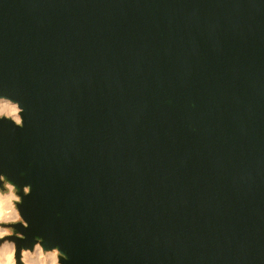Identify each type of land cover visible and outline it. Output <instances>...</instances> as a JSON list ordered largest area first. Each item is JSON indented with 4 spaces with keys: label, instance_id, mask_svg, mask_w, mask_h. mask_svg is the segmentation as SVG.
Wrapping results in <instances>:
<instances>
[{
    "label": "water",
    "instance_id": "obj_1",
    "mask_svg": "<svg viewBox=\"0 0 264 264\" xmlns=\"http://www.w3.org/2000/svg\"><path fill=\"white\" fill-rule=\"evenodd\" d=\"M2 223L61 264H264V0H0Z\"/></svg>",
    "mask_w": 264,
    "mask_h": 264
},
{
    "label": "bare ground",
    "instance_id": "obj_2",
    "mask_svg": "<svg viewBox=\"0 0 264 264\" xmlns=\"http://www.w3.org/2000/svg\"><path fill=\"white\" fill-rule=\"evenodd\" d=\"M18 104L8 98H0V114L11 116L13 119L19 121ZM12 187V186H11ZM13 193L0 192V221L17 219L19 214L13 203ZM5 230V229H3ZM2 230H0V234ZM8 243V242H7ZM4 243L0 246V264H14L13 263V244ZM23 258L29 264H56L54 263V252L45 253L41 245H36L35 251L24 250Z\"/></svg>",
    "mask_w": 264,
    "mask_h": 264
},
{
    "label": "rangeland",
    "instance_id": "obj_3",
    "mask_svg": "<svg viewBox=\"0 0 264 264\" xmlns=\"http://www.w3.org/2000/svg\"><path fill=\"white\" fill-rule=\"evenodd\" d=\"M18 114H19V117H20V120L19 121H17V120H15L16 122H21V116H20V109L18 110ZM1 115V114H0ZM4 116V115H3ZM9 117H11V116H9ZM12 118V117H11ZM12 186V187H11ZM0 192H3V193H7V192H12L13 193V198H12V200H13V203H14V206H15V208L17 209V211H18V214H19V216H18V218L17 219H11V220H3V221H0V230H2V233L0 234V238H2V237H6L7 235H10V234H13V231H12V228H10V227H4L3 225H2V223H9V222H18V221H23V219H22V217H21V215H20V213H19V210H18V208H17V206H16V201H19L20 200V197H19V195L16 193V189H15V187L13 186V185H11V184H7L6 185V187H5V189H2V190H0ZM3 229H5V230H3ZM8 242V243H7ZM4 243H7V244H13V246H14V253H13V263L14 264H29L28 262H26L25 261V259L23 258V251L25 250V249H23L22 251H21V253H20V255L18 256V254H17V250H16V244H15V242L14 241H11V240H5V241H3L1 244H0V246H2ZM9 244V245H10ZM39 245V244H38ZM35 248H36V246H35ZM35 248H34V250H30V251H35ZM43 249V248H42ZM44 250V249H43ZM45 251V253H48V252H54V258H55V260H54V263H56V264H61V262H60V260H59V255H60V253H59V251L58 250H52V251H46V250H44ZM0 260H1V257H0Z\"/></svg>",
    "mask_w": 264,
    "mask_h": 264
}]
</instances>
